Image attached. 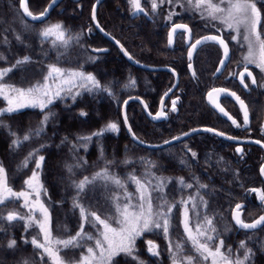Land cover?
Here are the masks:
<instances>
[{
	"label": "snow or ice",
	"instance_id": "obj_1",
	"mask_svg": "<svg viewBox=\"0 0 264 264\" xmlns=\"http://www.w3.org/2000/svg\"><path fill=\"white\" fill-rule=\"evenodd\" d=\"M99 2V0H97ZM167 2L168 4L177 3L181 7L188 6L191 10L198 12L202 19L209 22H219V24L231 31L235 35L231 36L232 40L237 42H243L246 46V54L243 55L242 63L244 65V71L240 73H231L233 76L239 78V82L245 89L248 88V84L245 83V73L248 77H251V83L256 84L257 81L252 72L249 71L248 65L254 64L257 68L264 73V35L260 30V25L264 14L261 12V8L258 7V3H264V0H160V4ZM58 0H51L48 8L56 5ZM135 12H143L144 9L141 6L140 0H129ZM159 5L157 0H151V8L153 11L158 9ZM20 8L22 9V15L31 18L32 20H39L48 13V8L41 11L38 15L33 14L29 10L27 0H20ZM174 15H178L175 12H169L167 19L172 20ZM95 18V10H93V19ZM207 26V25H206ZM25 27L27 25L25 24ZM243 30V32L241 31ZM90 31V30H89ZM221 31V29H217ZM69 30L64 27L60 22L50 24L39 31V35L44 41H48L54 48L67 49L73 43L79 42L80 36L68 34ZM179 33L181 37L187 34V38L191 41V29L187 24L175 23L171 25V30L168 35V43L171 45L174 38ZM17 41L22 42L19 35L16 36ZM4 44H8L7 38L2 41ZM208 42H214L223 49V59L220 60V66L223 67L226 60L229 59V46L228 42L222 38V35H210L204 36L195 40L194 43H189V48L192 51L188 52L189 59L192 58L193 51L198 45L206 44ZM117 43H119L117 41ZM103 51V50H96ZM7 57L0 53V61H6ZM32 63L30 56H24L18 58L11 65V67L0 68V98H3L7 102V106L0 108V117L7 114H12L20 111L24 108H39L42 112L48 109V112L44 114L43 120L40 122V127L34 130V133L29 132L23 135V137L16 136V133L11 132L12 136H16V139L12 141L14 148H19L23 144L32 139L33 134L39 136L43 132L44 127L47 125L50 116L54 115L49 108L56 99H62V94L71 95L75 100L77 96L82 93L80 91L73 92L74 88H82L85 92L93 91H105L110 95L112 93L108 88H103L100 82L90 73H85L79 70H65L56 65H48L46 74L43 75L41 81H37L28 87H19L15 84L8 83L5 77L8 76L13 69L21 68ZM191 67V65H189ZM219 71V69H218ZM195 73H193L194 75ZM131 84H135L132 80ZM226 94L233 97L243 110L244 124L249 123V110L245 102L236 95L235 92H229L225 88H213L208 93L209 100H212L215 106L223 113L228 119L232 121L237 127L240 125L235 119L230 117L228 113L218 104L213 98V94ZM167 95V93L165 94ZM125 104L127 101L124 102ZM147 107V105H145ZM172 111H176V101L172 102ZM82 116L87 115L85 112L80 113ZM167 113L161 109L155 119L164 118ZM124 122L127 123V116L124 117ZM0 127H9L0 120ZM129 132L131 127L129 126ZM119 126L115 122H109L104 128L97 132H93L91 135L79 136L77 141H83L81 147L87 148L88 142H91L92 137H101L106 132H118ZM195 131V129L193 130ZM207 131H215L214 129H207ZM224 135V133H218ZM135 137V133H132ZM183 135H188L184 133ZM232 139V137H228ZM173 139H180V137H174ZM67 138H65V141ZM64 141H62L63 143ZM170 143V141H165ZM260 143V141H256ZM45 147V145H41ZM73 150H78L76 145H73ZM39 148L34 151H30L28 156L22 161L20 167H27L30 160L35 162V169L28 179L24 181L26 190L14 191L8 183L7 171L0 162V222L8 223L11 226L13 222H21L23 229L27 232L29 229H37L35 235L31 236V239L22 237L24 243L30 244L36 255L38 261H34L33 264H45V258L51 262V264H118L116 257L124 254L131 257L137 262V264H145L143 260L139 259L136 249V241L142 237L145 233L158 232L168 240V250L171 254L172 264H202L211 260V264H252V258L255 255L253 250L247 246L246 240L239 242L237 252H243L242 257L233 252L231 247L225 249L224 239L220 238L218 230L213 221L215 215L209 216L207 212L201 213L198 209H207L208 202L204 200L200 195L199 190L195 196L189 195L187 199L182 198L179 203L183 207L182 212V225L184 233L186 234L185 244L190 245L194 252V255H185V244L177 243L175 245V251H173V244L170 239L171 228V213L176 208L175 202H170L165 195V189L169 183L172 182V178L156 176L151 169L157 167L153 161H142L145 164V173L143 177H138L134 173H129L126 179H121L115 173L110 172L109 166L114 164L113 160H105V167L96 172L91 178L85 176L83 179L76 181L72 180L71 185L76 190V196L73 197V210L79 211L81 223L79 224L78 231L75 234H69L67 238H60L53 236L51 230V213L49 208L44 204L41 199V192L47 195V190L44 189L43 184L39 180V170L45 159L43 155L37 153ZM191 152L193 157L196 156L195 152L191 149H187ZM237 152H243L242 148H237ZM101 158L103 157V149H101ZM87 161L77 160L74 164H66L65 167L71 176L75 175V169L81 168ZM124 164H132L133 161L125 159L122 161ZM182 164L187 166V162L183 159ZM262 175H264V167L260 169ZM197 183L198 189H207L208 185L199 183V179L193 177ZM155 180V183H153ZM128 182L135 185V192H129L127 190ZM176 182L181 188H192L193 184L185 181L183 177L176 178ZM102 186L106 191L111 192V189H119L120 194H109L105 197L106 203H108L112 209V213L109 214L105 211L104 218H101L96 211H91V205L86 208L81 203L80 197L85 193V190H91L96 186ZM91 186V187H90ZM243 186V185H241ZM251 193H256L259 201L264 203V189L252 188L248 190ZM153 193H156V199L160 203L156 206L153 204ZM35 197V199H33ZM22 201L21 207L27 209V212L21 215L19 212L13 210L4 212V208L10 203ZM135 201V202H133ZM242 205L237 203L232 212V219L235 224L243 230H256L258 228H264V215L254 219L251 223L245 222L242 219ZM190 212L195 216V222L190 217ZM115 222V226L113 224ZM85 224L89 225L96 232L93 235L90 232H85ZM0 231L4 229L0 228ZM248 236V239H251ZM17 245V240L12 238L6 245L9 249H14ZM147 252L153 257H159V245L155 244L152 240L147 241ZM80 250L79 259L65 260L60 255L61 251L68 250ZM261 251H264V244L261 245ZM23 264H30L28 260L23 261Z\"/></svg>",
	"mask_w": 264,
	"mask_h": 264
},
{
	"label": "trees",
	"instance_id": "obj_2",
	"mask_svg": "<svg viewBox=\"0 0 264 264\" xmlns=\"http://www.w3.org/2000/svg\"><path fill=\"white\" fill-rule=\"evenodd\" d=\"M13 1L0 0V53L8 57L6 61H0V68L11 67L16 59L24 56H30L32 63L13 69L5 78L8 83L12 82L11 80L15 81L20 73L30 70L38 72L41 81L43 75L47 72L48 65H56L65 70H79L92 74L103 88L110 90L112 95L105 91L89 93L82 88H74L73 92L80 91L82 94L77 96L75 100L72 99L71 95L64 94L62 99H58L53 103L50 109L54 115L50 116L43 132L39 136L33 134L32 139L19 148H14L12 141L16 139V136L22 138L26 133H34V130L40 127V122L48 109L43 112L28 110L0 117V120H3L9 126L7 128L0 127V162L3 163L7 171L8 182L19 183L27 179V173L35 166V162L30 160L27 167L20 166L30 151L39 148L37 158L39 155L45 157L42 163L40 183L51 195L50 199L54 200L55 205L61 203V201L65 205L67 200L62 199L63 192H65L66 184L70 183L66 164H74L77 160H84L87 161L85 165L91 169L90 172L96 173L95 171L105 167V160H113L115 163L109 166V170L128 172L133 171L137 163L141 162V166L144 167L145 164L142 161H155V163L161 164L165 168L169 165L176 169L184 168L186 172L180 177L186 180V176H188L190 183L193 184L192 188L182 189L176 193V197L172 201H175L177 205L172 210L170 228L172 233L176 231L177 219L182 211L179 201L182 198L186 199L189 195L195 196L198 190L204 200L208 202L207 209L201 207L198 210L202 214L207 212L209 216L215 215L213 223L219 228L226 223V218L237 199L236 195H238V189L241 185L235 166L231 167L234 191H232V196H228L227 186L230 179L228 167L218 162L217 164L213 162L210 164L208 161L206 162L209 163L210 167H205L204 163L206 162L202 161L201 173L197 174L198 168L195 161L187 156H184V158L165 156L169 152L178 154V150L170 148L147 150L137 146L128 138L121 116L122 105L125 100L130 97H141L148 102L154 101L156 105L160 98L161 85H164L165 82L160 77L151 79L148 77V72L141 71L128 64L115 48H112L107 54H94L91 52L92 47H95L99 41L106 42L100 36L86 32L90 24V10L95 0H81L83 5L80 13L77 9H71L70 5L64 6L65 0L46 22L42 24L29 23L32 28L36 29V32L17 34L21 37L22 42L17 41L16 35L15 39L11 41H15L14 48L16 51L12 56H8L9 54L7 55L4 51L6 47L2 42L4 38L9 39L7 26L3 24V16L9 8H15ZM50 1L30 0V10L35 14L41 6ZM122 4H124L122 0H106L98 10V17L100 14H104L105 19L101 21V24L111 29L110 34L118 39L133 57L142 63H146L150 57L149 53H146V49L158 51L159 47L155 45L154 48L149 45L148 36H146L149 33L147 32L142 37L134 36L133 32L136 31V27L139 25L138 21L129 15L127 8ZM119 5H122L120 6L122 8L117 9ZM258 7L261 8V12L264 14V3H258ZM61 8L63 10L60 11ZM99 20L101 19L99 18ZM57 22L62 23L69 30V35L75 36L78 34L80 36L79 42L73 41L70 47L63 49L54 48L50 42L44 41L38 34L40 30L37 31V28L42 29L43 26ZM260 30L264 35V18H262ZM132 80L135 81L134 85L130 83ZM4 103L0 99V108H3ZM82 111L87 115L82 116L80 114ZM135 113L139 115L136 119H134ZM127 115L132 129L139 139L149 143H158L165 139V124L160 126L149 124L137 104L133 103L128 107ZM109 122L117 123L119 131L115 133L106 132L101 137L93 136L86 149L80 146L83 141L78 142L77 137L91 135L93 132L104 128ZM179 129L176 126V128H168L167 131L170 134L176 130L179 131ZM10 131L16 133V136H12ZM65 138H67L66 141ZM62 141L64 142L62 143ZM41 145H45V147H41ZM73 145H76L78 150L74 151ZM29 147L32 148L29 150ZM101 149H103L104 159L101 158ZM93 152H95L94 155H92ZM137 152L141 156L138 157ZM125 159L131 160L133 163L127 165L122 163ZM182 159L187 162V166L181 163ZM97 167L98 169L95 170ZM93 169L94 171H92ZM79 171L80 168L75 169V172ZM171 177L176 179V176ZM193 177L198 178L199 183L208 185V188L198 189ZM7 207L4 208L5 213L8 212ZM191 215L195 219L192 212ZM13 225L0 222V228L4 229V231H0V264H23L25 260L33 264L34 261H38V258L33 253V247L24 243L21 239L22 237L26 238L22 223L13 222ZM222 233L225 234L226 231L223 230ZM12 238L17 240V245L14 249H9L6 245ZM166 264H172V261L169 259Z\"/></svg>",
	"mask_w": 264,
	"mask_h": 264
},
{
	"label": "flooded vegetation",
	"instance_id": "obj_3",
	"mask_svg": "<svg viewBox=\"0 0 264 264\" xmlns=\"http://www.w3.org/2000/svg\"><path fill=\"white\" fill-rule=\"evenodd\" d=\"M105 1L103 3H105ZM98 14L99 13L97 11V21L100 27L112 36L110 34L111 29L101 24ZM144 14H146V11ZM143 16L144 15L139 14L133 18L135 20H139L143 24H147L146 32L152 34L153 38H155L154 44L159 47L158 51L146 49V53H149L150 55L146 63L138 61L135 57H133V55H131V53H129L127 48L118 39L114 36L112 37L120 42L136 61L152 67L169 68L173 70L179 78L178 87L165 101L163 106V111L167 113L164 122H151L145 116L141 106L137 104L139 110L145 116L149 124L158 126L165 124V140L152 144H160L165 141H169L174 137L182 135L193 129L215 130L212 131L214 132L213 134L209 132L196 134L182 142L166 147L165 149L170 148L178 150V154L175 152H169L168 154H165V156L169 158H184V156H187L191 160L195 161L198 168L196 171L197 174L201 173L202 161H208L210 164L212 162L217 164L218 162L221 165L228 167L230 170V179L227 186L228 196H232V191H234L231 179L233 175L231 167H236L237 176L240 177L238 179L243 186L240 185V188L238 189L239 193L236 195L237 199L231 207L229 216L226 218L228 232L225 234L219 233V235L220 238L224 239L225 249L231 247L233 252L241 257L243 255L242 250L237 252L239 242L246 240L247 246L255 253L252 258V264H264V251L260 250L261 245L264 244V228L252 232L239 231L232 220V212L237 203L243 205L241 211L242 219H244L245 222L251 223L254 219L264 215V203L259 201L256 193L248 191L252 188L264 189V175L260 172V169L264 167V73H262L254 64L248 65V69L252 72L257 83L252 84L251 77H248L245 73V83L248 84V88L245 89L243 85L240 84L239 78L231 75L233 72L240 73L244 71L242 60L236 59L231 44L224 37L225 41L228 42L231 57L224 69L222 71H218L220 60L223 58V51L216 44H205L195 51L191 59L188 58L190 42L194 43L195 40L204 36L216 34L197 35L196 27L187 24L191 29V41H188L187 34L181 37L178 33L174 38L172 45H169L168 35L171 30V25L161 24V19H156L155 15L152 16L149 11H147L145 16L146 19H143ZM90 20L91 27L95 32L93 35L100 36L108 45L115 48L120 53V51L111 42L107 41L97 32L92 21V16L90 17ZM88 29H86L87 33L89 31ZM136 32L140 34L137 37H142V33L139 31ZM144 35H146V33ZM91 52L94 53L92 49ZM189 65H191V67H189ZM193 73L195 74L193 75ZM152 75L157 76L155 79L159 77L163 78L165 82L164 85H161L162 88L158 103L155 105L154 101L148 102L147 100H144V98H140L146 102L150 113L155 115L159 111L162 95L167 93L171 87H173L175 83V76L172 73L163 71L148 72V77L154 79ZM213 88H225L228 89L229 92H235L236 95L245 102L249 110V123L247 125L244 124L243 110L240 108L239 103L230 95L219 94L218 99H216L217 94H213V98L230 117L237 121L240 127L233 124L228 117L219 111L213 101L208 98V93L211 92ZM173 101H176V111H172ZM195 108L197 109L194 110ZM137 117H139V115L135 113L134 119ZM176 126L180 128L179 131L176 130L175 132L169 134L167 131L168 128H176ZM221 132L224 133L223 136L218 134ZM228 137H232V139H229ZM256 141H260V143L258 144ZM237 148H242L243 152H237ZM187 149H191L192 152H195L196 156L193 157L191 152L187 151ZM209 163H204V166L210 167ZM185 172L186 170L182 167L176 169L175 167H171L169 165L165 168V176L168 177H180L184 175ZM248 236H251L252 238L248 239ZM169 254L171 253L168 250L166 251V254H160V256L155 259L150 253H148L149 258L147 257L148 261H146V263L166 264V262L170 259L168 256Z\"/></svg>",
	"mask_w": 264,
	"mask_h": 264
},
{
	"label": "rangeland",
	"instance_id": "obj_4",
	"mask_svg": "<svg viewBox=\"0 0 264 264\" xmlns=\"http://www.w3.org/2000/svg\"><path fill=\"white\" fill-rule=\"evenodd\" d=\"M64 1L65 0H63V2ZM111 1H113V0H111ZM122 2L127 7V10H128L129 15L131 17L135 18L136 15L140 14V15H144L143 19H146L145 16L147 14V11H149V13L152 16L155 15L156 19L157 18L161 19V22H162L161 24L172 25L175 23H186L188 25L196 27V32H197L196 34L197 35H205V34L222 35V37H224L231 44L236 59L242 60L243 55L246 54L247 49H246V46L243 45V42L242 41L237 42L236 40L231 39V36L235 35L234 32H231V31L223 28L219 24V22H209L208 20L202 19L198 12L191 10L190 8H188L187 5H185V7H181L179 4H177L175 2L172 4H168L167 2L160 4V0H157L159 7L156 11H153L151 8V0H140L141 6L144 9L143 12L145 13V11H146V14H144L143 12H141V13L135 12L132 5L129 3V0H122ZM13 3L15 4V8H13V9L9 8V10H7L6 14L3 16L4 17L3 18V24H6V26H7L6 28L8 29L7 32H8V36H9V39H8L9 43L4 44L6 47V49L4 51L7 53V55L9 54L8 56H12L16 51V49L14 48V42L15 41L14 42H11V41L13 39H15V36L17 34L20 35L22 33L27 34V33H31V32H36V29L32 28L29 25V22H27L23 18V16L21 15L20 7H19L20 6V0H14ZM49 3H47L44 6H41L40 9H38L37 13H35V14L38 15L41 11H43L47 7V5ZM66 5H70L71 9H73V10L77 9L78 13H80L81 12L80 10H81L83 4H82L81 0H66V2L64 3V6H66ZM122 5L117 6V9H120V6H122ZM61 10H63V8H61L60 11ZM91 10H92V7H91ZM91 10H90V17H91ZM169 12H175V13H178V15H174L172 20L169 21L167 19ZM103 15L104 14H100V16H99L101 21H103ZM104 19H105V17H104ZM137 21H138L139 25L137 26L136 31H139L140 33L143 34L142 36H145L144 34L146 33L147 24L146 23L143 24L139 20H137ZM89 23H90V20H89ZM25 24L27 25V27H25ZM44 27H46V26H43L42 29ZM218 28L221 29V31L218 32L217 31ZM42 29L37 28V31L42 30ZM88 30H90V31H88V33H90V34L95 33L93 28L91 27V24H89ZM136 31L133 32L135 37L140 35ZM241 31L243 32V30H241ZM149 35L148 34L146 35V36H148L147 41L151 47H154L155 38H153L151 33H149ZM103 48H105V49H103ZM96 50H103V51H96ZM111 50H112V47L110 45H108L106 42H102V41H99L95 45V47H92V51L94 53H97V54H107ZM152 77L156 78L157 76L152 75ZM11 81L12 82H9V83L15 84L19 87H28L31 84H34L37 81H40V74L38 72H36L35 70L25 71L24 73H20L18 75V77L15 78V81L14 80H11ZM63 95L64 94H62V96ZM0 99L3 100V98H0ZM57 100L58 99H56L54 101V103ZM3 101L5 102L4 103L5 105L3 107H6L7 102L5 100H3ZM51 106L52 105H50L49 108ZM28 110H39V111H41L39 108L29 107V108L21 109L18 112L20 113V112H24V111H28ZM45 110H47V109H45ZM164 140H161V141H164ZM154 141H157V140H154ZM31 148L32 147H29V150ZM94 154H95V152L92 153V155H94ZM137 154H138V157L141 156L140 153L137 152ZM153 162H155V161H153ZM141 165H142L141 162L135 164V168L133 171L117 172L114 170H110V172L115 173L122 180L126 179L129 173H134L138 177H143V175L145 173V165H144V167H142ZM156 165H157V167L152 168L151 171L156 176L168 177V176H165V167L162 166L161 164H158V163H156ZM42 166H41V169L39 170V180H40V174L42 172ZM97 169H98V167L95 170H97ZM33 170H36L35 166H33V168L30 169V171L27 173L28 177L31 176ZM90 170L91 169H89L86 165H83L80 168L79 172H75V175L69 177L70 183L66 184L65 192H63V197H62V199L67 200V203L65 205H63V203H64L63 201H61V203L55 205L54 200L52 201L50 199L51 195H49L48 191H47L46 196L44 195L43 191L41 192V199L43 200L44 204L49 208V211L51 213V230H52L53 236L60 237V238H67V236L69 234H75V232L78 231L79 224L81 223V219L79 216V211L78 210L74 211L72 208L73 197L76 196V190L74 187H72L71 181L72 180L79 181V180L83 179L85 176L91 178L95 173L94 172L91 173ZM81 171H82V173H81ZM92 171H94V169ZM98 171H100V170H98ZM98 171H95V172H98ZM67 173H68V171H67ZM68 175H69V173H68ZM28 177H27V179H28ZM168 178H172V177H168ZM176 178H178V177H176ZM185 181L190 183L188 176H186ZM8 183L13 188L14 191L26 190V185L24 184V181L19 182V183H16V182H14V183L8 182ZM153 183H155V180H153ZM187 189L188 188H183V190H187ZM127 190L129 192L134 193L135 192V185L131 184V182H128ZM181 190H182V188L176 182V179L172 178V182L169 183L165 189V195L167 196V199L170 202H172L174 200V198L176 197V193L180 192ZM109 194H120L122 196V193L120 192L119 189L113 188V189H111V192H109V191H106L102 186L98 185L96 187L91 188V190L86 189L85 193L80 197V200H81V203H83L86 208H88L91 205L92 207L90 208V210L96 211L99 215H101V218H104L105 211H107L109 214L112 213V209H111L110 205L108 203H106V200H105V197L108 196ZM156 195H157L156 193H153V204H154V206H156L160 203V201L156 199ZM33 199H35V197H33ZM133 202H135V201H133ZM21 204H22V201L10 203V204H8L7 210L8 211L15 210V211L19 212L21 215H23L27 212V209L21 207ZM182 212H183V207H182V211L180 213V216L177 219V223L175 222L176 223V227H175L176 231L174 233H172L171 229H170V239H171L172 244H173V251H175V245L177 243L185 244V240H186V234L184 233L183 225L181 223ZM190 217L192 218V221L195 222V219H193L191 212H190ZM171 218H172V213H171ZM113 224L115 226L114 221H113ZM216 228L218 230V233H222L223 230L228 232L226 223L221 225L220 228L219 227H216ZM36 231H37V229L33 228V229H29L27 232L23 231V233L26 236V238L28 237V239L30 240L31 236L35 235ZM85 232H90L93 235H96L95 230L87 224H85ZM148 240H152L155 244L159 245L160 254H166V251H168V240L165 239L163 237V235L159 234L158 232L145 233L142 237L138 238L136 241L137 255L139 256L140 260H143L145 262V264H147L146 261H148V258H149V255L147 252V247H148L147 241ZM79 251L80 250H78V249L73 250V251L64 250V251H61L60 255L62 257H64L65 260L79 259ZM33 253L35 254L36 258H38L34 249H33ZM171 254H169L168 256L171 257ZM184 254L185 255H194V252L191 249L190 245L185 244ZM153 258L156 259V257H153ZM116 261L118 262V264H137V262L135 260H133L131 257L126 256L124 254H121L120 256L116 257ZM45 264H51V262L49 260H47V258H45ZM159 264H162V263H159ZM202 264H211V260H209L207 262H202Z\"/></svg>",
	"mask_w": 264,
	"mask_h": 264
},
{
	"label": "water",
	"instance_id": "obj_5",
	"mask_svg": "<svg viewBox=\"0 0 264 264\" xmlns=\"http://www.w3.org/2000/svg\"><path fill=\"white\" fill-rule=\"evenodd\" d=\"M63 0H58V3L56 5H53L51 8H48L49 4H51V2L47 5L46 8H48V13L46 16L40 18L39 20H32L31 18L27 17V16H24V19L30 23H33V24H40V23H43L45 22L46 20L49 19V17L51 16V14L54 12L55 9L58 8V6L62 3ZM105 0H99V2H97V0L95 1L93 7H92V13H91V16H92V21H93V24L94 26L96 27V30L97 32L103 36L107 41L111 42L121 53V55L123 56V58L133 67L135 68H138L140 70H143V71H147V72H169V73H172L174 74L175 76V83L173 85V87H171V89L167 92V95L163 94L162 97H161V100H160V107H159V111H161V109H163V106L165 104V101L172 95V93L176 90V88L178 87V84H179V78L177 76V74L169 69V68H164V67H152V66H148V65H145V64H142L138 61H136L128 52L127 50L122 46V44L119 42L117 43V40L114 39L112 36H110L108 33H106L99 25L98 21H97V11L99 9V7L101 6V4L104 2ZM28 2V7H29V10H30V6H29V2L30 0H27ZM20 7V6H19ZM45 8V9H46ZM93 10H95V18L93 19ZM31 11V10H30ZM20 12L22 14V9L20 8ZM32 12V11H31ZM34 14V13H33ZM207 36H210V35H207ZM223 38V37H222ZM224 39V38H223ZM189 41V40H188ZM174 42V40H173ZM206 44H216L214 42H208ZM172 45V44H171ZM205 44H201V45H198L197 48L193 51V54L192 56L194 55L195 51L203 46ZM217 45V44H216ZM219 46V45H218ZM220 47V46H219ZM221 48V47H220ZM222 49V48H221ZM190 51H192L190 49ZM223 51V49H222ZM231 57V51H230V48H229V59ZM189 58V57H188ZM223 59V58H222ZM228 60L225 61L224 63V66L221 67L219 65V71H222L225 67V65L228 63ZM215 94V93H214ZM225 95V94H224ZM125 101H127V103L123 104L122 105V112H121V116H122V122H123V126H124V129H125V132L128 136V138L134 143L136 144L137 146L143 148V149H147V150H161V149H165L166 147L170 146V145H173V144H176V143H179V142H182L186 139H188L189 137H192L196 134H200V133H214L212 131H207V129H195V131L191 130L189 132H186L188 133V135H179L177 137H180V139H171L169 140L170 143H160V144H152V143H148V142H145L141 139H139L136 135L135 137L132 135V133H134L132 127H131V124L129 122V119H128V115H127V110H128V107L131 105V104H138L141 106V108L143 109L144 113H145V116L147 117V119H149L151 122L153 123H161V122H164L165 121V117L164 118H160V119H155L154 117L156 116V114L159 112H157L155 115L151 114L150 111H149V108H148V105L146 104V102L141 99L140 97H130L128 99H126ZM145 105H147V107H145ZM125 115L127 116V123L124 122V117ZM129 126L131 127V132H129ZM243 206V205H242ZM242 218V217H241ZM233 220V219H232ZM233 223L234 225L237 227V229L239 231H247V232H252V231H256V230H259L261 228H258L256 230H243V229H240L236 224H235V221L233 220Z\"/></svg>",
	"mask_w": 264,
	"mask_h": 264
}]
</instances>
